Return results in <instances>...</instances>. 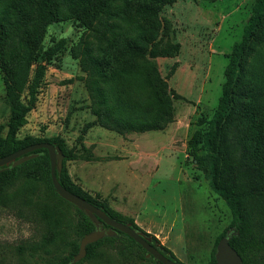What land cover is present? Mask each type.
Returning <instances> with one entry per match:
<instances>
[{"label": "rangeland", "instance_id": "obj_1", "mask_svg": "<svg viewBox=\"0 0 264 264\" xmlns=\"http://www.w3.org/2000/svg\"><path fill=\"white\" fill-rule=\"evenodd\" d=\"M254 0H176L164 6L169 42L180 45L174 57L155 58L173 97V121L162 130L119 134L97 124L89 108L85 73L70 50L84 32L73 19L50 24L42 50L58 44L45 63L34 107L16 138L62 139L88 159L64 160L66 178L169 248L183 264H206L215 237L230 223L224 201L202 171L190 163L186 141L197 119L215 110L232 44L241 37ZM137 21L131 11L126 27ZM33 73L31 68L29 78ZM0 70V136L7 133L9 108ZM21 98L24 101L25 92ZM79 136H82L79 139ZM61 166V167H62ZM20 168L0 192V264H42L69 255L79 243L78 214L56 196L44 176L27 178ZM197 174L199 177L194 178ZM135 247L102 242L80 264H152Z\"/></svg>", "mask_w": 264, "mask_h": 264}, {"label": "trees", "instance_id": "obj_2", "mask_svg": "<svg viewBox=\"0 0 264 264\" xmlns=\"http://www.w3.org/2000/svg\"><path fill=\"white\" fill-rule=\"evenodd\" d=\"M175 1L0 0V70L4 101L9 108L7 133L0 136V157L37 142L52 143L64 154V160L90 157L83 144L85 154H78L67 149L57 137L16 138L26 113L34 107L45 73V63L37 62L38 57L49 61L61 45L59 42L42 50L46 29L52 23L68 19L84 27L70 53L78 58L85 73L84 86L94 116L89 126L97 124L125 134L162 130L171 123L172 99L177 94L160 75L155 58L179 54L180 45L169 42V20L161 15L162 8ZM132 10L137 21L128 28L125 23ZM197 126L186 141L190 163L202 171L231 216L227 227L215 237L206 264L215 261L216 244L228 228L232 229L229 244L241 257V264H264V0H254L240 39L227 54L217 106L208 119L199 117ZM29 153L35 156L21 164L0 166V192L20 168L30 167L25 170V177L44 176L53 193L68 202L52 186L47 149L37 148ZM56 176L66 189L101 207L110 217L142 230L133 217L117 212L66 178L64 166ZM198 177L194 175L195 179ZM73 206L78 214L77 233L82 237L94 230L95 224L83 210ZM106 227L105 223L100 225ZM144 233L163 254L183 264L154 235ZM116 241L127 248H137L139 259L159 264L152 257H145L144 249L120 231L87 244L85 257L75 263L71 259L79 243L69 255L42 264H80L102 242L111 245Z\"/></svg>", "mask_w": 264, "mask_h": 264}, {"label": "water", "instance_id": "obj_3", "mask_svg": "<svg viewBox=\"0 0 264 264\" xmlns=\"http://www.w3.org/2000/svg\"><path fill=\"white\" fill-rule=\"evenodd\" d=\"M37 148H46L48 151L50 162V179L55 192L66 201L83 210L95 224L94 230L84 234L81 237L78 251L75 255H73L71 263H75L85 257L87 244L95 242L105 235H114L116 234V231H120L130 236L144 249L145 257H152L157 262H159V264H179L170 259L167 254H163L158 249L156 244H152L151 237L146 235L142 230L133 228L129 222H120L110 217L103 211L101 207L95 206L83 197L69 191L63 185H61L56 176V172L61 170L64 154L52 143L37 142L19 148L5 156H1L0 166L8 165L9 163H11L12 166L21 164L22 162L34 157L35 154L29 152ZM102 223H105L107 227L100 228ZM231 234L232 229L228 228L225 231V234L218 240L214 253L215 261L212 264H241V257L229 244Z\"/></svg>", "mask_w": 264, "mask_h": 264}]
</instances>
